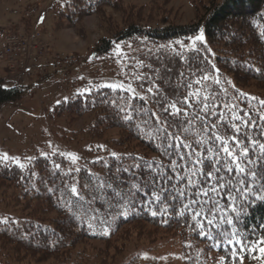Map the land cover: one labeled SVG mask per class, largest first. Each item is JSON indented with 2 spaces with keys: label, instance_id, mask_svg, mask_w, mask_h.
Instances as JSON below:
<instances>
[{
  "label": "trees",
  "instance_id": "obj_1",
  "mask_svg": "<svg viewBox=\"0 0 264 264\" xmlns=\"http://www.w3.org/2000/svg\"><path fill=\"white\" fill-rule=\"evenodd\" d=\"M120 3L64 0L57 26ZM116 42L127 49L120 76L141 94L94 86L50 115H89L76 134L95 141L115 130L117 151L92 145L97 158L76 169L59 152L25 164L0 157V185L24 216L0 218V264H81L86 241L103 242L105 256L134 224L190 239L186 264H264V95L241 84L264 85V0H211L193 23L135 20L99 39L97 53ZM23 93L0 79V105Z\"/></svg>",
  "mask_w": 264,
  "mask_h": 264
},
{
  "label": "rangeland",
  "instance_id": "obj_2",
  "mask_svg": "<svg viewBox=\"0 0 264 264\" xmlns=\"http://www.w3.org/2000/svg\"><path fill=\"white\" fill-rule=\"evenodd\" d=\"M210 1L120 0L117 8L108 5L101 14L84 17L78 26L59 28L55 13L64 0H0V76L4 78V86L17 85L24 90L20 100L0 105V157L25 164L38 155L59 152L70 159L76 169L86 160L97 158L88 152L92 145L100 146L104 154L116 152L117 148L108 143L115 130L92 141L83 134L77 135L89 122V115L76 120H69L66 114L53 117L50 115L52 107L76 92L101 85L140 95V90L120 76L126 46L116 42L109 52L98 54V40L111 37L135 20L152 26L196 22ZM29 7L35 11L26 17ZM8 29L20 34L39 32L46 44L42 54L30 50L26 69L9 67L3 52V31ZM241 84L252 93L264 95V85L259 81L244 80ZM15 196L10 188L0 185V218L24 219ZM137 226L124 225L118 232L123 238L116 235L115 242H110L117 251L107 252L105 256L97 254V250L104 249L103 242L86 241L83 248L88 249V253L81 264H129L132 259L136 264H186V243L196 246L190 239L183 240L179 236L162 238L165 230L161 227ZM159 237L162 239L156 240ZM197 246L208 260L211 259L208 249L203 247V251L200 244Z\"/></svg>",
  "mask_w": 264,
  "mask_h": 264
},
{
  "label": "built area",
  "instance_id": "obj_3",
  "mask_svg": "<svg viewBox=\"0 0 264 264\" xmlns=\"http://www.w3.org/2000/svg\"><path fill=\"white\" fill-rule=\"evenodd\" d=\"M35 8L29 7L25 13L30 17ZM3 52L9 60V67L13 69H26L29 60L30 50L34 49L42 54L46 50V44L41 39V33L20 34L15 30H4Z\"/></svg>",
  "mask_w": 264,
  "mask_h": 264
},
{
  "label": "crops",
  "instance_id": "obj_4",
  "mask_svg": "<svg viewBox=\"0 0 264 264\" xmlns=\"http://www.w3.org/2000/svg\"><path fill=\"white\" fill-rule=\"evenodd\" d=\"M1 75V74H0ZM4 75V74H3ZM0 79L4 80V78L2 76H0Z\"/></svg>",
  "mask_w": 264,
  "mask_h": 264
}]
</instances>
